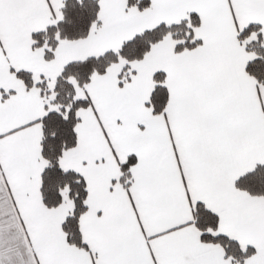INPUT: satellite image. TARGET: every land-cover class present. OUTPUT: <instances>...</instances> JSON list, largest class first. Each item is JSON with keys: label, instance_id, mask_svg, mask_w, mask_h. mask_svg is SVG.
Instances as JSON below:
<instances>
[{"label": "snow or ice", "instance_id": "1", "mask_svg": "<svg viewBox=\"0 0 264 264\" xmlns=\"http://www.w3.org/2000/svg\"><path fill=\"white\" fill-rule=\"evenodd\" d=\"M0 264H264V0H0Z\"/></svg>", "mask_w": 264, "mask_h": 264}]
</instances>
